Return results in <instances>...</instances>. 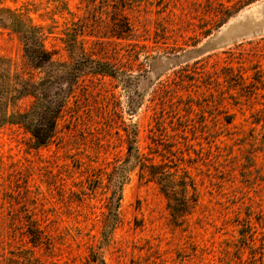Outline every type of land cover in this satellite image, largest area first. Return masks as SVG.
<instances>
[{
    "label": "rangeland",
    "instance_id": "374dc122",
    "mask_svg": "<svg viewBox=\"0 0 264 264\" xmlns=\"http://www.w3.org/2000/svg\"><path fill=\"white\" fill-rule=\"evenodd\" d=\"M48 74L49 141L0 125V264H264V0H0L2 112Z\"/></svg>",
    "mask_w": 264,
    "mask_h": 264
},
{
    "label": "trees",
    "instance_id": "16d2710c",
    "mask_svg": "<svg viewBox=\"0 0 264 264\" xmlns=\"http://www.w3.org/2000/svg\"><path fill=\"white\" fill-rule=\"evenodd\" d=\"M20 25L24 31L21 38L25 56L37 69L42 68L45 64V70L47 69L46 72L48 73L49 68L53 67V62L51 61L49 53L43 47L39 32L33 27L23 24ZM98 72L106 71L102 68ZM59 75H65L71 81V70L60 71ZM55 77L54 75L48 74L46 79L38 83L26 81L20 86L21 88L11 87V96L7 97L5 101L9 102L14 100L21 93V95L33 96L35 97V103L29 111L22 113L14 112L10 116L6 115V112H2L1 110L3 102L0 96V125L8 122L19 124L31 134L37 145L47 143L52 137L56 119L61 112L65 99L63 95H52L50 93L52 79ZM182 203L184 202L182 201Z\"/></svg>",
    "mask_w": 264,
    "mask_h": 264
}]
</instances>
